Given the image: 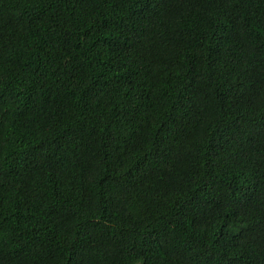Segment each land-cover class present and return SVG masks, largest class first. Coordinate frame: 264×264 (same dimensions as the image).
Returning <instances> with one entry per match:
<instances>
[{
    "label": "trees",
    "instance_id": "1",
    "mask_svg": "<svg viewBox=\"0 0 264 264\" xmlns=\"http://www.w3.org/2000/svg\"><path fill=\"white\" fill-rule=\"evenodd\" d=\"M0 264H264V0H0Z\"/></svg>",
    "mask_w": 264,
    "mask_h": 264
}]
</instances>
